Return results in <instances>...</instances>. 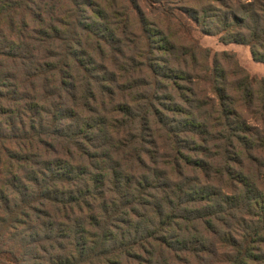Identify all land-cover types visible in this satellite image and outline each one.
Returning a JSON list of instances; mask_svg holds the SVG:
<instances>
[{
	"label": "trees",
	"instance_id": "obj_1",
	"mask_svg": "<svg viewBox=\"0 0 264 264\" xmlns=\"http://www.w3.org/2000/svg\"><path fill=\"white\" fill-rule=\"evenodd\" d=\"M182 15L264 67V0H0V264H264V77Z\"/></svg>",
	"mask_w": 264,
	"mask_h": 264
},
{
	"label": "rangeland",
	"instance_id": "obj_2",
	"mask_svg": "<svg viewBox=\"0 0 264 264\" xmlns=\"http://www.w3.org/2000/svg\"><path fill=\"white\" fill-rule=\"evenodd\" d=\"M248 1V0H247ZM174 13L178 14L176 9L173 10ZM182 22H184L183 29H178L179 32H176V34L172 37V40L174 42H181L185 45H188V42L190 39L196 43H198L202 47H206L210 49L211 53L215 52H232L235 54L236 60L238 64L245 69L249 75L255 76V77H264V67L257 62H254L249 54L248 48L244 45H237V44H228L223 45L219 42L218 37L214 35H203L201 32H199V29L194 26L193 23L190 22V20H187L185 16L182 15ZM187 20V21H186ZM185 27L187 31L185 32ZM161 29L165 30V26L162 25ZM165 33V31H164ZM165 35H167L165 33Z\"/></svg>",
	"mask_w": 264,
	"mask_h": 264
}]
</instances>
